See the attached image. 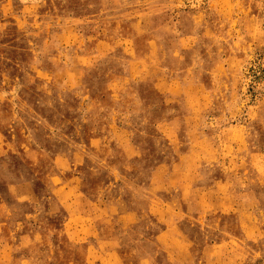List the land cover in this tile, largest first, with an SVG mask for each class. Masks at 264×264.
Returning <instances> with one entry per match:
<instances>
[{"label": "rangeland", "instance_id": "rangeland-1", "mask_svg": "<svg viewBox=\"0 0 264 264\" xmlns=\"http://www.w3.org/2000/svg\"><path fill=\"white\" fill-rule=\"evenodd\" d=\"M0 264H264V0H0Z\"/></svg>", "mask_w": 264, "mask_h": 264}]
</instances>
